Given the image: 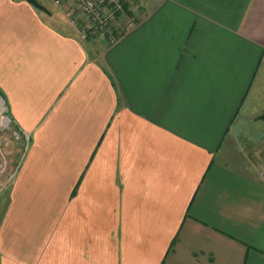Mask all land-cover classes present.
<instances>
[{
	"label": "crops",
	"instance_id": "crops-1",
	"mask_svg": "<svg viewBox=\"0 0 264 264\" xmlns=\"http://www.w3.org/2000/svg\"><path fill=\"white\" fill-rule=\"evenodd\" d=\"M37 1L0 0V264H264V0H137L115 42Z\"/></svg>",
	"mask_w": 264,
	"mask_h": 264
},
{
	"label": "built area",
	"instance_id": "built-area-1",
	"mask_svg": "<svg viewBox=\"0 0 264 264\" xmlns=\"http://www.w3.org/2000/svg\"><path fill=\"white\" fill-rule=\"evenodd\" d=\"M129 1L131 0H71L66 3V15L77 27L82 39L102 36L109 42H115L123 32L131 30L138 22V11L129 6ZM77 13L85 17V22L81 25ZM261 175L264 176V168Z\"/></svg>",
	"mask_w": 264,
	"mask_h": 264
},
{
	"label": "rangeland",
	"instance_id": "rangeland-1",
	"mask_svg": "<svg viewBox=\"0 0 264 264\" xmlns=\"http://www.w3.org/2000/svg\"><path fill=\"white\" fill-rule=\"evenodd\" d=\"M129 4L132 6L133 9H137L138 1L134 0L133 2L131 1ZM61 11H63L66 16V9H61ZM77 15H78L79 24L80 25L83 24L85 22V17L81 13H77ZM94 37H98V36H91L89 38H94ZM0 95L2 97L1 99L3 105V109L0 115L8 119L6 123L0 121V186H1L3 183H7L9 181L11 172L16 167L21 156L26 151L29 143V136L26 132L22 131L19 127H17L14 124V121L12 120L9 114L6 98L1 93V90H0Z\"/></svg>",
	"mask_w": 264,
	"mask_h": 264
},
{
	"label": "bare ground",
	"instance_id": "bare-ground-1",
	"mask_svg": "<svg viewBox=\"0 0 264 264\" xmlns=\"http://www.w3.org/2000/svg\"><path fill=\"white\" fill-rule=\"evenodd\" d=\"M1 98H2V97H1V95H0V113H1V111H2V109H3L2 99H1ZM0 121L6 123L8 120L0 115Z\"/></svg>",
	"mask_w": 264,
	"mask_h": 264
},
{
	"label": "trees",
	"instance_id": "trees-1",
	"mask_svg": "<svg viewBox=\"0 0 264 264\" xmlns=\"http://www.w3.org/2000/svg\"><path fill=\"white\" fill-rule=\"evenodd\" d=\"M31 2L35 3L36 5L43 7L37 0H30ZM47 10V9H44ZM2 93V92H1ZM3 94V93H2Z\"/></svg>",
	"mask_w": 264,
	"mask_h": 264
}]
</instances>
